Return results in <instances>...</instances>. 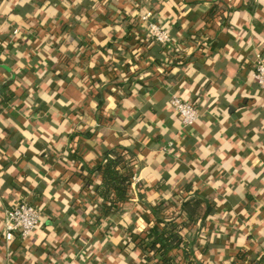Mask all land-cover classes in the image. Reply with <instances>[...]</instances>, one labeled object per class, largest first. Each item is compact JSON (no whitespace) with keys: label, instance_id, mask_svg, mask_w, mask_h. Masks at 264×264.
<instances>
[{"label":"crops","instance_id":"crops-1","mask_svg":"<svg viewBox=\"0 0 264 264\" xmlns=\"http://www.w3.org/2000/svg\"><path fill=\"white\" fill-rule=\"evenodd\" d=\"M148 10L177 47L149 36ZM257 54L264 0H0V264H137L124 238L148 222L139 200L189 182L216 205L197 237L209 264L264 256ZM172 94L199 110L193 126ZM120 144L140 160L136 193L95 224L75 173ZM21 200L41 207L40 223L7 241L5 211Z\"/></svg>","mask_w":264,"mask_h":264},{"label":"trees","instance_id":"trees-1","mask_svg":"<svg viewBox=\"0 0 264 264\" xmlns=\"http://www.w3.org/2000/svg\"><path fill=\"white\" fill-rule=\"evenodd\" d=\"M152 21L168 31L162 22ZM141 25L146 28L148 23L141 22ZM170 45L165 44L166 47ZM59 60H64L62 54ZM99 100L103 102L101 97ZM74 157L79 164L80 156ZM139 166L136 151L121 144L104 148L92 165L88 162L79 164L75 174L83 181L82 192L95 205L96 212L92 214L95 224L108 215L120 213L133 199L132 181ZM27 202L41 212L38 204ZM215 210V203L194 189L192 182L174 190L173 198L153 204L141 198L134 212L136 215L146 214L148 222L143 229H132L124 238V245L132 244L138 251L137 264H209L207 247L202 248L197 237L206 228ZM197 249H201L202 257L198 256ZM246 256V252L236 254L238 261L246 259ZM246 264H264V256L248 258Z\"/></svg>","mask_w":264,"mask_h":264},{"label":"built area","instance_id":"built-area-1","mask_svg":"<svg viewBox=\"0 0 264 264\" xmlns=\"http://www.w3.org/2000/svg\"><path fill=\"white\" fill-rule=\"evenodd\" d=\"M139 17L141 22L148 23V34L150 37L154 38L161 44L171 43L174 47H177L174 37H172L170 33L166 29L162 28L157 22L152 21L154 17L153 11H145L141 13ZM17 32L18 29L15 30V33ZM172 62L173 60L169 61L170 64ZM253 69V76L262 92H264V58L261 54H257ZM170 102L184 127H191L195 124L200 114L199 110L191 101L184 99L180 95L172 94ZM138 181L139 177L136 173L132 181L134 193H136L135 190ZM40 218L41 212L35 205L24 200L13 204L5 211L3 219L5 239L7 241H11L16 236L23 239L27 238L39 225Z\"/></svg>","mask_w":264,"mask_h":264}]
</instances>
